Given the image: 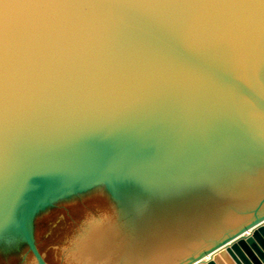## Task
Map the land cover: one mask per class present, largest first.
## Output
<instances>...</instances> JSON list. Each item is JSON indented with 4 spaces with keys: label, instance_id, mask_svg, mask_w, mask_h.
Instances as JSON below:
<instances>
[{
    "label": "snow or ice",
    "instance_id": "6c2138e0",
    "mask_svg": "<svg viewBox=\"0 0 264 264\" xmlns=\"http://www.w3.org/2000/svg\"><path fill=\"white\" fill-rule=\"evenodd\" d=\"M102 88L147 89L167 104L153 125H179L181 134L162 149L148 139L121 141L127 126L115 116L81 124L65 140L90 145L83 163L37 161L8 191L20 111L31 116ZM143 98L132 97L121 112ZM224 131L231 139L221 143ZM226 152L232 159L221 167ZM81 180L104 192L125 220L178 206L174 230L204 229L221 221L219 205L243 197L250 225H264V0H0V181L7 192L0 254L20 212ZM169 254L153 245L132 262L121 247L115 264H159Z\"/></svg>",
    "mask_w": 264,
    "mask_h": 264
},
{
    "label": "water",
    "instance_id": "95a60500",
    "mask_svg": "<svg viewBox=\"0 0 264 264\" xmlns=\"http://www.w3.org/2000/svg\"><path fill=\"white\" fill-rule=\"evenodd\" d=\"M136 95L144 98L131 110L121 112L124 105ZM166 111V102L147 89L125 91L103 88L61 98L31 116L21 110L16 119L15 172L10 177L8 191L14 183L19 182L23 172L37 161L83 163L87 159L90 145L65 140V137L81 124L107 123L115 116V122H124L127 126L119 137L121 141L148 139L166 149L181 134L179 125H153L152 122ZM230 139L227 131L222 132L221 143ZM231 159L230 154L226 152L221 167L226 166ZM6 194L4 184L0 181V210L3 208ZM96 194L107 198L104 192L93 189L89 182L81 180L70 184L61 197L28 206L25 211L20 212L13 228L9 230L7 239L10 246L4 252L16 248L19 241H24L36 264H46L32 235L33 214L39 212V215H36L38 217L60 203L80 202ZM243 204V197L223 202L216 209L217 215L222 218L221 221L198 230L172 228V217L183 211L178 206H160L153 215L145 218L129 216L125 220L121 215V219L125 221L123 224H126L124 226L134 244H144L145 247L164 245L170 250V254L192 249L183 264H189L190 258H194L191 259V264H264V225H250V221L254 219L253 215L250 218L239 217L231 209L240 208ZM115 209L121 214L118 206H115ZM250 229V236L243 239L236 240V237L231 235L236 233L238 236L241 231L249 232ZM228 236L236 242L229 244L227 240H223V237ZM137 259V256H134V261Z\"/></svg>",
    "mask_w": 264,
    "mask_h": 264
},
{
    "label": "rangeland",
    "instance_id": "374dc122",
    "mask_svg": "<svg viewBox=\"0 0 264 264\" xmlns=\"http://www.w3.org/2000/svg\"><path fill=\"white\" fill-rule=\"evenodd\" d=\"M231 209H233V213L239 215V217L250 218L252 216V212L246 204H243L240 208L233 207ZM99 216L103 217V221L98 218ZM121 217L120 212H117L106 197L96 194L80 202L60 203L50 211L36 217L32 222V235L46 264H90L94 259L97 260L98 264H115L116 260L119 258L118 253L121 247L128 253L124 259L134 262V256H137L139 259V250L146 245H139V243L134 244L131 242L130 236L127 233V228L125 227L126 224H124L125 226L123 225L125 222H122L123 220ZM92 223L97 225L98 223H104L100 224V227L107 225L106 227L112 226V229H123L119 237L117 232L114 233L116 235L115 244L113 246L111 245L109 251H107L108 249L105 250L106 248H100L103 252L96 249L95 252L98 253L99 256L98 254L93 256L92 253L81 254L80 251L77 250V245L83 236H85ZM103 242L104 244L107 243L105 240ZM103 242H100V247L104 246ZM95 243L96 242H94V245ZM191 251L192 249H187L185 251L159 257V264H166V261L171 258H183L184 262L187 258L186 256ZM87 254L90 255L87 256ZM109 256L110 259H106ZM101 258L105 259L102 260ZM0 264H36V261L28 251L24 241H19L16 248L0 254Z\"/></svg>",
    "mask_w": 264,
    "mask_h": 264
},
{
    "label": "bare ground",
    "instance_id": "6f19581e",
    "mask_svg": "<svg viewBox=\"0 0 264 264\" xmlns=\"http://www.w3.org/2000/svg\"><path fill=\"white\" fill-rule=\"evenodd\" d=\"M246 218V217H245ZM238 221L240 222L241 220L240 219H238ZM121 222V221H120ZM123 222V221H122ZM125 222V221H124ZM100 224H104V223H100ZM100 224L98 223V225L97 224H95V223H92V224H90V226H89V230L86 232V234H85V236H83V238L80 240V242H79V244L77 245V250L78 251H80V253L81 254H86V253H92V255L93 256H95V255H97L98 253H96L95 251H96V249H98V250H101V249H105V250H107V251H109V249L111 248V245L113 246L114 244H115V240H116V238H115V232H117L114 228L112 229V226H108V227H106L105 225L104 226H102V227H100ZM119 224V223H118ZM89 225V224H88ZM121 225V224H120ZM124 225V224H123ZM105 227V228H104ZM122 227V226H121ZM104 228V229H103ZM120 229H122V228H120ZM79 237H80V235H79ZM117 239H119V238H117ZM105 240L106 242V244H104V242L103 241ZM121 240V239H120ZM94 242H96L97 243V245H96V243H95V245H94ZM103 242V244H104V246H101L100 247V245H101V243ZM121 242H123V241H121ZM118 243V242H117ZM94 245V246H93ZM107 246V247H106ZM117 247V246H116ZM120 247V246H119ZM101 248V249H100ZM120 249V248H119ZM102 251V250H101ZM111 251V250H110ZM99 252V251H98ZM103 252V251H102ZM101 253V252H100ZM104 253H105V251H104ZM109 253V252H108ZM90 254H87V256L88 255H90ZM91 255V256H92ZM98 256H99V254H98ZM102 256V255H101ZM100 256V257H101ZM91 259V258H90Z\"/></svg>",
    "mask_w": 264,
    "mask_h": 264
}]
</instances>
